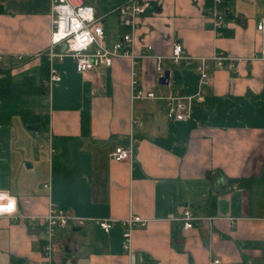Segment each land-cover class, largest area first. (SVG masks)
<instances>
[{"label": "crops", "instance_id": "1", "mask_svg": "<svg viewBox=\"0 0 264 264\" xmlns=\"http://www.w3.org/2000/svg\"><path fill=\"white\" fill-rule=\"evenodd\" d=\"M87 1L112 47L126 31L116 8L129 0ZM147 1L133 32L134 60L116 58L84 74L72 57H55L61 79L43 92L50 105L36 113L46 124L17 114L0 124V193L18 204L16 217L0 216V264L44 263V224L22 216L44 215L50 204L115 220L109 232L94 221L78 231L59 228L54 264H264V32L257 29L264 0H224L229 26L222 34L207 0ZM51 11L52 0H0V70H10L15 83L28 76L43 83ZM176 43L195 58L191 64L169 58ZM215 53L235 59L220 67ZM155 56L165 57L169 84L160 83ZM200 57L208 59L211 85L191 118L169 117L164 99H132L133 71L138 88L159 96L197 94ZM131 137V160H115L117 146ZM186 207L195 217L188 229L180 219ZM131 214L146 220L133 230L134 261L122 223Z\"/></svg>", "mask_w": 264, "mask_h": 264}, {"label": "built area", "instance_id": "2", "mask_svg": "<svg viewBox=\"0 0 264 264\" xmlns=\"http://www.w3.org/2000/svg\"><path fill=\"white\" fill-rule=\"evenodd\" d=\"M67 5V9L65 8ZM150 7V3L147 0H129L119 5L116 10L120 15L122 25L126 28L125 33L120 41L116 42L112 47L108 46L106 41V31L101 22V18L97 17L94 6L87 0H52L51 11V44L47 51V57L50 62V74L49 78L45 80V86L50 91L54 82L61 79L57 69L53 68L52 62L55 57H59L61 60L66 56L72 57L76 62L77 71L80 73H88L92 71L102 72L103 69L112 66L113 61L116 58L131 57L135 59L133 53L134 46V30L138 27L137 18L145 14ZM92 8L93 19H84L80 13L81 10H87ZM82 20L83 27L76 32H72V16ZM208 13L213 17L216 30L219 34L229 26L228 12L225 6L224 0H212L210 6H208ZM66 23L65 31L70 35L61 39L58 42H53L54 33L59 31L61 20ZM97 29H100V33H97ZM257 29L264 32V18L258 23ZM89 32L92 36V41L86 48L72 49L71 41L75 40L77 35L83 32ZM66 44L63 50H58V46ZM151 49V47L149 48ZM140 58H150L151 55L143 53L139 55ZM157 58V71L164 76L165 69L162 62L165 57L155 56ZM3 56L0 55V59ZM169 58L175 63L180 64L182 61H186L191 64L195 59L189 55L184 49L181 43H176L173 46V50ZM199 60L197 69L200 73L199 90L195 95L182 94L179 91L172 92L166 96H159L155 91L147 90L145 88H138L136 86V72L132 73V99H164L168 108L169 117L179 121L187 120L191 118L192 107L195 102L201 103L204 101L206 88L211 85V77L208 73L209 64L206 57L196 58ZM218 66H224L226 60H234L233 56H229L224 53H215L211 57ZM260 60L264 63V48L261 50ZM136 145V139L131 137L128 145H119L113 153V157L117 161L131 160ZM49 146L51 154L56 152V148L53 145V139L49 137ZM14 197V196H13ZM16 198V197H15ZM17 201V200H16ZM7 203V201H5ZM18 211V204L16 203V209L12 213H0V216L16 217ZM31 221H41L44 224V240L42 246L43 264H54V246L55 238L59 228L67 225L83 226L87 221H94L105 232H109L113 227L114 221L109 218H87L77 215H73L66 210L59 208L56 204H50L48 212L44 215H24L22 216ZM194 215L192 209L186 207L181 220L185 223V228H191L193 226ZM146 222L139 215L131 214L126 219L122 220L125 226L124 230V248L129 252L132 260H135V252L133 250V230L138 225H144ZM221 260L216 259L212 261V264H220Z\"/></svg>", "mask_w": 264, "mask_h": 264}, {"label": "trees", "instance_id": "3", "mask_svg": "<svg viewBox=\"0 0 264 264\" xmlns=\"http://www.w3.org/2000/svg\"><path fill=\"white\" fill-rule=\"evenodd\" d=\"M211 3L212 0H207L208 6ZM41 71L44 81L39 86L36 85L33 76L26 77L21 83H15L10 70H0V124L9 122L16 114L21 115L25 122L32 125L46 124V117L43 114L32 112L25 103L26 97L43 93L47 89L45 80L49 78L50 74V62L47 57L42 59ZM89 120L88 113L85 112L82 118L85 133L89 130Z\"/></svg>", "mask_w": 264, "mask_h": 264}, {"label": "clouds", "instance_id": "4", "mask_svg": "<svg viewBox=\"0 0 264 264\" xmlns=\"http://www.w3.org/2000/svg\"><path fill=\"white\" fill-rule=\"evenodd\" d=\"M65 8L67 9V5H65ZM80 15L87 20L93 19V10L92 8H88L86 11L81 10ZM70 16L71 13H70ZM66 23L62 19L60 23L59 31L54 33L53 35V42H58L61 39L65 38L66 36L70 35V33L65 31ZM81 27H83L82 20L77 19L75 16H72V32H76ZM100 29H97V33H100ZM92 36L89 32L85 31L80 35H77L75 37L74 41H71V47L72 49H80V48H86L89 43L92 41ZM7 201V203H5ZM16 198L9 195L8 193H0V213H12L16 209Z\"/></svg>", "mask_w": 264, "mask_h": 264}, {"label": "rangeland", "instance_id": "5", "mask_svg": "<svg viewBox=\"0 0 264 264\" xmlns=\"http://www.w3.org/2000/svg\"><path fill=\"white\" fill-rule=\"evenodd\" d=\"M49 96H50L49 92L41 93L40 95L36 94V95L28 96L26 97L25 103L32 112L40 113L46 110L50 105ZM21 118L23 117L21 116Z\"/></svg>", "mask_w": 264, "mask_h": 264}, {"label": "water", "instance_id": "6", "mask_svg": "<svg viewBox=\"0 0 264 264\" xmlns=\"http://www.w3.org/2000/svg\"><path fill=\"white\" fill-rule=\"evenodd\" d=\"M65 47H66V44H63V48H65ZM169 81H170V71L167 70V71H165L164 76L160 77V83L161 84H169ZM27 127L30 128V129L34 128L33 126H30V125H28ZM73 229L75 231H78V230H81L82 227L78 226V227H74Z\"/></svg>", "mask_w": 264, "mask_h": 264}]
</instances>
